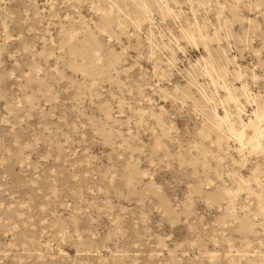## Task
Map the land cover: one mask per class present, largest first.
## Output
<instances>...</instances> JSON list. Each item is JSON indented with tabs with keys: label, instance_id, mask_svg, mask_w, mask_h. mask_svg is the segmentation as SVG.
Wrapping results in <instances>:
<instances>
[{
	"label": "rangeland",
	"instance_id": "1",
	"mask_svg": "<svg viewBox=\"0 0 264 264\" xmlns=\"http://www.w3.org/2000/svg\"><path fill=\"white\" fill-rule=\"evenodd\" d=\"M0 264H264V0H0Z\"/></svg>",
	"mask_w": 264,
	"mask_h": 264
},
{
	"label": "bare ground",
	"instance_id": "2",
	"mask_svg": "<svg viewBox=\"0 0 264 264\" xmlns=\"http://www.w3.org/2000/svg\"><path fill=\"white\" fill-rule=\"evenodd\" d=\"M256 132V125L254 123H251L248 127V143L251 142L254 143V133Z\"/></svg>",
	"mask_w": 264,
	"mask_h": 264
}]
</instances>
